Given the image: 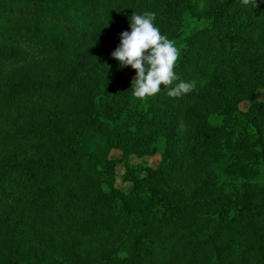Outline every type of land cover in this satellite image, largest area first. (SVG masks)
<instances>
[{
    "label": "trees",
    "instance_id": "16d2710c",
    "mask_svg": "<svg viewBox=\"0 0 264 264\" xmlns=\"http://www.w3.org/2000/svg\"><path fill=\"white\" fill-rule=\"evenodd\" d=\"M144 12L192 92L132 96ZM262 90L264 0H0V264H264Z\"/></svg>",
    "mask_w": 264,
    "mask_h": 264
},
{
    "label": "clouds",
    "instance_id": "9594fccd",
    "mask_svg": "<svg viewBox=\"0 0 264 264\" xmlns=\"http://www.w3.org/2000/svg\"><path fill=\"white\" fill-rule=\"evenodd\" d=\"M252 0H242L248 5ZM256 6V4L254 5ZM155 13H133L129 18L130 31L120 34V43L111 53L121 68L130 66L136 75L132 78V96L144 100L155 96L161 86L168 89V96L179 98L193 91L195 82L180 81L174 68L179 57L174 41L161 35L154 25Z\"/></svg>",
    "mask_w": 264,
    "mask_h": 264
},
{
    "label": "rangeland",
    "instance_id": "374dc122",
    "mask_svg": "<svg viewBox=\"0 0 264 264\" xmlns=\"http://www.w3.org/2000/svg\"><path fill=\"white\" fill-rule=\"evenodd\" d=\"M258 94H259V99L264 102V91L263 90L259 91ZM246 108H247V105L243 104L242 105V109H246ZM121 156H122V153L120 151H114L111 154L112 158H120ZM130 160H131V163L134 164V165H138L139 164V165H141L143 167H153L154 168V167H157L160 164V162L162 160V157H161L160 154H157V155H155L153 157L147 156V157H143V158H138L136 156H132ZM117 172L119 174L118 180H117L118 181V186L122 190L128 192L131 189L132 185L129 184V183H125L124 182V179H123V174L125 172L124 166H122V165L118 166Z\"/></svg>",
    "mask_w": 264,
    "mask_h": 264
}]
</instances>
